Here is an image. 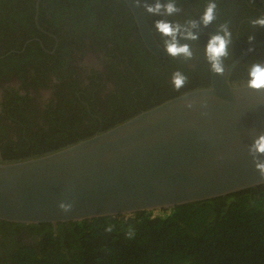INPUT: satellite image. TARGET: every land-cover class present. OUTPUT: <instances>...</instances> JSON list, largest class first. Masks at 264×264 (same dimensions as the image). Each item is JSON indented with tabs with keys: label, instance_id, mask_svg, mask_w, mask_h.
<instances>
[{
	"label": "flooded vegetation",
	"instance_id": "af4514ba",
	"mask_svg": "<svg viewBox=\"0 0 264 264\" xmlns=\"http://www.w3.org/2000/svg\"><path fill=\"white\" fill-rule=\"evenodd\" d=\"M145 2L153 0H140L139 5L156 40L163 44L164 37L154 29V21L161 17L147 14ZM207 2L176 0L180 11L164 18L181 24L198 20ZM216 3L217 19L211 25L227 22L233 35L226 63L246 51L230 77L236 82L246 80L253 62L264 63V44L248 49L264 40V28L253 29L249 23L264 14V0ZM253 33L255 38L249 42ZM206 40L194 42V57L183 59L181 72L186 77L198 75L195 65L207 62ZM159 60L144 47L122 0H0V158L39 154L73 142L156 100L159 94L142 89L155 78L172 77L162 76L170 73L162 71ZM43 226L62 236L68 232L65 222L0 219V264H19L22 256L26 264H39Z\"/></svg>",
	"mask_w": 264,
	"mask_h": 264
},
{
	"label": "water",
	"instance_id": "95a60500",
	"mask_svg": "<svg viewBox=\"0 0 264 264\" xmlns=\"http://www.w3.org/2000/svg\"><path fill=\"white\" fill-rule=\"evenodd\" d=\"M122 1L144 47L155 56L171 57L137 0ZM194 31L209 37L217 29L210 24ZM261 44L264 40L248 49ZM245 53L231 63L224 60L223 74L208 65L207 84L92 134L39 154L0 158V219L54 224L127 215L264 184L248 154L253 136L264 133V91L230 77Z\"/></svg>",
	"mask_w": 264,
	"mask_h": 264
},
{
	"label": "trees",
	"instance_id": "16d2710c",
	"mask_svg": "<svg viewBox=\"0 0 264 264\" xmlns=\"http://www.w3.org/2000/svg\"><path fill=\"white\" fill-rule=\"evenodd\" d=\"M199 36V40L208 39ZM182 63V57H160L158 65L170 73L162 76L171 77V65L179 64L181 71ZM206 66L203 61L196 64L198 75L187 77L179 90L171 78H155L142 90L159 94L158 98L140 109L207 84ZM65 223L68 232L64 236L43 226L39 264H264V184L168 209ZM22 258L19 264H26Z\"/></svg>",
	"mask_w": 264,
	"mask_h": 264
},
{
	"label": "clouds",
	"instance_id": "9594fccd",
	"mask_svg": "<svg viewBox=\"0 0 264 264\" xmlns=\"http://www.w3.org/2000/svg\"><path fill=\"white\" fill-rule=\"evenodd\" d=\"M140 3V0H137ZM254 3V0H252ZM142 7L147 14L159 16L160 19L154 21V29L160 36L164 37L163 46L172 58L182 57L184 60H191L195 52L193 42L200 39L199 32L194 31L200 25L208 26L217 19L216 0H208L199 19H188L181 24L178 21L166 19L172 17L180 11L176 0H153L152 3H143ZM253 29L264 28V14L250 19ZM217 31L208 37L204 45V57L211 70L217 74L224 72V60L230 55V46L233 43L232 31L227 22L215 24ZM183 38L189 43H181ZM255 38L254 33L248 35L249 42ZM187 81V77L180 71L172 73L171 83L177 90L182 88ZM245 86L256 91H264V63L253 62L247 71ZM248 154L252 157L255 168L264 176V133L253 136L252 143L248 146Z\"/></svg>",
	"mask_w": 264,
	"mask_h": 264
},
{
	"label": "bare ground",
	"instance_id": "6f19581e",
	"mask_svg": "<svg viewBox=\"0 0 264 264\" xmlns=\"http://www.w3.org/2000/svg\"><path fill=\"white\" fill-rule=\"evenodd\" d=\"M87 135H88V134H87ZM87 135H86V136H87ZM65 144H66V143H65ZM63 145H64V144H63ZM59 146H62V145H59ZM59 146H57V147H59ZM57 147H54V148H52V149H55V148H57ZM52 149H49V150H52ZM45 151H48V150H45ZM42 152H44V151H42ZM42 152H41V153H42ZM37 154H38V153H37ZM26 156H28V155H26Z\"/></svg>",
	"mask_w": 264,
	"mask_h": 264
},
{
	"label": "rangeland",
	"instance_id": "374dc122",
	"mask_svg": "<svg viewBox=\"0 0 264 264\" xmlns=\"http://www.w3.org/2000/svg\"><path fill=\"white\" fill-rule=\"evenodd\" d=\"M155 211H157V210H155ZM21 251H19V253H20Z\"/></svg>",
	"mask_w": 264,
	"mask_h": 264
}]
</instances>
